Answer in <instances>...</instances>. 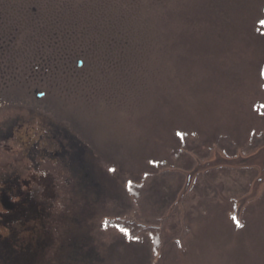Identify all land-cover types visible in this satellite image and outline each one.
<instances>
[{
	"label": "rangeland",
	"instance_id": "1",
	"mask_svg": "<svg viewBox=\"0 0 264 264\" xmlns=\"http://www.w3.org/2000/svg\"><path fill=\"white\" fill-rule=\"evenodd\" d=\"M13 1L19 4L10 10L26 15L19 20L13 11L10 22H0V34L16 46L15 70L7 59L0 65V111H10L16 128L0 141V168L22 183L4 208L26 197L23 206L43 214L52 244L85 236L91 264H264V185L235 221L256 168L197 175L177 205L184 173L197 160H212L215 149L235 159L264 147V83L235 69L219 83L228 67L219 45L202 37L186 45L191 34L205 33L190 21L201 0ZM252 2L237 6L249 12ZM228 22L233 35L219 40V52L239 44L231 54L253 69L249 37L239 35L249 24L237 31L236 19ZM9 23L13 38L3 29ZM158 219L162 230L142 234L144 226L159 228ZM125 223L135 225L114 227Z\"/></svg>",
	"mask_w": 264,
	"mask_h": 264
},
{
	"label": "flooded vegetation",
	"instance_id": "2",
	"mask_svg": "<svg viewBox=\"0 0 264 264\" xmlns=\"http://www.w3.org/2000/svg\"><path fill=\"white\" fill-rule=\"evenodd\" d=\"M7 115L10 117V111H0V141H8L12 138V134L16 130L15 123L8 120ZM38 143V147L42 149L40 152L46 150ZM58 152L67 154L66 147L62 144L57 145ZM77 150V149H75ZM80 154L81 150L78 151ZM60 154V155H61ZM79 154L77 151L70 155L71 162L76 163ZM76 169V167L72 168ZM75 172V171H74ZM21 175V174H20ZM22 176V175H21ZM21 184L20 177L13 175L10 168H0V225L6 224L9 228L5 229V233L0 232V264H91L92 263V250L87 246V239L85 236L79 238L78 241H71L65 244L63 241L52 244L48 238L47 225L43 218V214H39L30 210L26 204V197L22 198L19 206L12 208L3 203L12 200V193ZM20 201H17L18 204ZM52 218V216H51ZM48 220H51L48 218ZM33 221V222H32ZM30 222V228L27 224ZM17 228H12V225ZM164 222L158 219V227H152L162 230ZM52 249V261L48 259V251Z\"/></svg>",
	"mask_w": 264,
	"mask_h": 264
},
{
	"label": "trees",
	"instance_id": "3",
	"mask_svg": "<svg viewBox=\"0 0 264 264\" xmlns=\"http://www.w3.org/2000/svg\"><path fill=\"white\" fill-rule=\"evenodd\" d=\"M16 1V0H15ZM252 5L249 8L250 11L249 12H241L240 9L241 7L237 6L240 4H250L251 0H208V1H199L198 4L194 5V12L191 14V19L190 20L192 22V24H195L197 26L199 25H204L205 30L203 31L204 35L203 36H198V34L193 33L190 36V40H188L187 38H185V41H187L188 43H192L191 45L195 46L197 43V37H202V38H206V42L209 46H211V48H216L219 45V49H220V44H219V40L220 39H224L225 37L230 38L229 36H232L233 33V29L231 26H233V24H230L228 22V20L232 17V19H236V23L238 26V30H241L243 28V26H245L247 23L249 24V28H248V32H245L244 30L239 32L240 36H243L242 40L244 42H248V39L246 37H249V41L250 43H246L244 45L250 46L252 49V53L255 56L256 59V63L255 66L253 67V69H249L248 67L242 66L239 61L231 54V51L234 49H237L240 47L239 44H234V43H230L231 46V50H230V54H225L222 52H219V49H217L218 54H222L224 55V58L226 57L227 62H228V67L226 68L227 70L223 73H218L219 80L222 83H225V79L223 77H225V74H234L233 69H235L238 72H240L241 74L247 75L249 78L253 76V79H257L258 82H263L264 83V0H252ZM226 2L229 3L230 6L226 5ZM18 3V2H17ZM17 3L14 2L13 0H0V22L2 21H8L10 22L11 19V14L13 12L12 17H18L19 20L24 19L25 18V13L18 11V10H10V7L13 5L17 6ZM223 3V5L225 7H223V9L221 10H216V8L214 7V5ZM19 4V3H18ZM261 5V7L258 9V5ZM231 5H233L234 7H231ZM234 9L233 12H230V9ZM29 13V12H27ZM220 15V16H219ZM240 20V21H237ZM3 29L7 30V33L9 35H11V37L13 38V36H15V33L12 31V29H14V27L11 25V23H9V25H7V27H4ZM1 33V32H0ZM6 33V32H5ZM0 34V65L1 63L4 61V59H7L8 61V67L10 69H14L12 68V65L15 66L16 63V59L14 58V56H12V49H14L16 46H13V42L10 43V39L8 38L9 36H6V34ZM56 33V32H55ZM53 33V34H55ZM154 34L153 32H151L150 36L148 35L146 38L143 39H147L148 37H153ZM246 36V37H245ZM103 39V38H102ZM217 40V42H216ZM229 40V39H228ZM206 42H204L202 45L204 46V44L206 45ZM109 43V42H107ZM105 43V44H107ZM112 45L113 43L110 42ZM97 42H95V45L97 46ZM100 44V43H99ZM101 45H104L103 42L101 43ZM201 45V47H202ZM159 46V45H158ZM216 46V47H215ZM223 48V45H221ZM210 48V49H211ZM144 48H142L143 50ZM147 49V48H145ZM161 49V48H158ZM140 51V50H138ZM168 51V49H167ZM196 54H200L201 52H203V50L196 48L195 49ZM129 53V52H128ZM126 54L125 56L122 57V59H120L119 61L115 60L114 64H120L122 62L123 59H127L128 56H130L129 54ZM144 55H146V53H143ZM141 54V55H143ZM139 55V54H138ZM138 55H135L133 57H137ZM232 58V59H231ZM193 60H189V63H191ZM234 63L239 64V67H236ZM112 68L108 69V71H106V73H109L110 70ZM15 70V69H14ZM102 70V68H100L99 72ZM227 77V76H226ZM236 78V77H234ZM227 80L228 77H227ZM224 81V82H223ZM220 83V82H219ZM218 83V86H219ZM227 83V82H226ZM186 147V146H185ZM179 150V149H178ZM176 151L174 154L175 155H182L179 151ZM134 189V188H133ZM139 190V189H138ZM135 191H133V193L135 194V196H139V193H135ZM140 197L144 198L143 194H140ZM148 204L144 201H142V214L143 215H149V210H148ZM32 210V209H30ZM151 229H153L151 226H148V229L144 230V233H147L149 231H151ZM156 231V230H154ZM141 234V235H142ZM129 236V235H128ZM135 234H131L129 236L130 240H134L135 238Z\"/></svg>",
	"mask_w": 264,
	"mask_h": 264
},
{
	"label": "water",
	"instance_id": "4",
	"mask_svg": "<svg viewBox=\"0 0 264 264\" xmlns=\"http://www.w3.org/2000/svg\"><path fill=\"white\" fill-rule=\"evenodd\" d=\"M38 97H41L40 95ZM215 156L212 160L201 163L197 160V165L194 170L190 173H184L186 181L179 196L177 205L180 204L183 197L188 193L192 186V182L197 175H202L206 172L218 169V168H233V169H254L258 170L257 178L254 180L250 192L245 197L241 198L237 203V210L235 214L236 221L239 222V216L241 211L247 205L258 198L260 191L264 185V147L258 149L253 155L248 157L237 156L235 159H227L220 155L215 149Z\"/></svg>",
	"mask_w": 264,
	"mask_h": 264
}]
</instances>
